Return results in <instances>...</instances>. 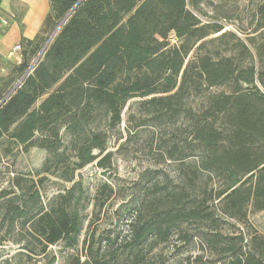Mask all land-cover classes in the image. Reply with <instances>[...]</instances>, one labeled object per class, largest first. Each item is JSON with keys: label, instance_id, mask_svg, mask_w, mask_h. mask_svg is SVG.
<instances>
[{"label": "trees", "instance_id": "trees-1", "mask_svg": "<svg viewBox=\"0 0 264 264\" xmlns=\"http://www.w3.org/2000/svg\"><path fill=\"white\" fill-rule=\"evenodd\" d=\"M79 1L50 0L20 59L0 61V71L13 61L0 73V155L48 153L36 176L16 172L0 185V246L21 245L0 264L47 256L56 244L67 250L62 264H164L150 254L173 235L197 248L186 264H264V232L248 218L250 207L264 210V0L252 13L254 50L221 21L202 20L203 0ZM136 97L142 116L180 121L186 136L166 148L177 178L147 185L120 237L98 230L97 194L85 225L89 202L77 172L94 161L108 166L111 137L123 138L122 114ZM48 175L70 185L45 199ZM80 242L84 258L71 252Z\"/></svg>", "mask_w": 264, "mask_h": 264}, {"label": "rangeland", "instance_id": "rangeland-1", "mask_svg": "<svg viewBox=\"0 0 264 264\" xmlns=\"http://www.w3.org/2000/svg\"><path fill=\"white\" fill-rule=\"evenodd\" d=\"M256 3L257 0H203L204 14L199 13V16L204 21H221L225 29L236 31L254 50L248 37L259 36L258 32H253L254 22H251ZM172 39L175 37L169 41L173 42ZM11 61L12 59L2 61L5 68L0 73H6L11 69ZM211 91H216V88ZM201 98V94H197L192 98L193 103L196 105ZM139 99V97L131 99L123 111L122 122L119 125L123 138L116 140V134L111 137L109 149L113 151V155L108 166L102 168L94 161L77 172V178L82 180L84 197L89 202L85 212L87 214L85 225L94 214V197L97 194V201L104 202L100 216L95 222L98 230H109L113 234L118 233L120 237L127 234V217L145 197L147 185L158 176H163L168 182L177 178V163L167 157L166 148L173 140L178 138L183 140L186 136L185 128L180 127V121L157 124L149 116H142L137 110ZM130 114L134 115L131 116L134 119L132 122L129 120ZM143 121L145 123L140 124ZM47 154L46 150L34 147L27 153L22 152L8 157L0 155V185L6 184L8 178L16 172L31 173L36 176L39 171L41 172ZM104 182L112 186V192L108 189L98 192V188ZM69 185L70 183L55 175H48V179L44 182V198L48 199L49 196ZM248 218L253 227L264 232V210L257 211L250 207ZM238 224L244 227L242 222L239 221ZM84 236L85 229L81 240ZM61 249V244L51 245L47 256L40 255L34 258L18 256L16 259H19L21 264H51L52 256L55 255L56 260L52 264H62L67 250ZM20 250L21 245L13 241H5L0 246V255L8 257ZM196 251L195 245L177 240V236L173 235L150 255H163L159 259L165 258L164 264H186V256ZM71 252H77L84 258L81 242Z\"/></svg>", "mask_w": 264, "mask_h": 264}, {"label": "crops", "instance_id": "crops-1", "mask_svg": "<svg viewBox=\"0 0 264 264\" xmlns=\"http://www.w3.org/2000/svg\"><path fill=\"white\" fill-rule=\"evenodd\" d=\"M50 11V0H0V15L9 25L0 23V61L10 56L16 44L33 39L44 27Z\"/></svg>", "mask_w": 264, "mask_h": 264}, {"label": "water", "instance_id": "water-1", "mask_svg": "<svg viewBox=\"0 0 264 264\" xmlns=\"http://www.w3.org/2000/svg\"><path fill=\"white\" fill-rule=\"evenodd\" d=\"M82 0H80L77 4H79ZM77 6V5H76ZM73 11V9L71 11H69V13H67V15L59 22V24L55 27V29L53 30V32L50 34V36L48 37L46 43L44 44L42 50L40 51L39 55L37 56V58L33 61L30 69L28 70V72L33 68V66L37 63V61L39 60V58L42 56L43 52L45 51L46 47L49 45V43L51 42V40L53 39V37L56 35L57 31L59 30V28L61 27V25L65 22V20L68 18V16L71 14V12ZM20 81L18 83H16V85L13 87V89L10 91V93L19 85Z\"/></svg>", "mask_w": 264, "mask_h": 264}, {"label": "built area", "instance_id": "built-area-1", "mask_svg": "<svg viewBox=\"0 0 264 264\" xmlns=\"http://www.w3.org/2000/svg\"><path fill=\"white\" fill-rule=\"evenodd\" d=\"M0 23L2 25L8 26L9 25V19L0 15ZM20 51H21V45L20 44H16L14 45V47L11 50L10 56L11 57H15L17 59H20Z\"/></svg>", "mask_w": 264, "mask_h": 264}]
</instances>
